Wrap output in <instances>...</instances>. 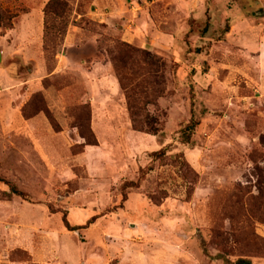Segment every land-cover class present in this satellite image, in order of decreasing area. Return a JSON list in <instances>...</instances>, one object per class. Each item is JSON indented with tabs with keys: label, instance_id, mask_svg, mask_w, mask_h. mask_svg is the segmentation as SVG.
I'll use <instances>...</instances> for the list:
<instances>
[{
	"label": "rangeland",
	"instance_id": "obj_1",
	"mask_svg": "<svg viewBox=\"0 0 264 264\" xmlns=\"http://www.w3.org/2000/svg\"><path fill=\"white\" fill-rule=\"evenodd\" d=\"M0 13V264H264V0Z\"/></svg>",
	"mask_w": 264,
	"mask_h": 264
},
{
	"label": "trees",
	"instance_id": "obj_2",
	"mask_svg": "<svg viewBox=\"0 0 264 264\" xmlns=\"http://www.w3.org/2000/svg\"><path fill=\"white\" fill-rule=\"evenodd\" d=\"M0 18H2L1 17V13H0ZM1 20V19H0ZM1 22V21H0ZM195 29H193V31H194ZM129 110H130V113H131V115H134L135 114V108H134V105H129ZM136 113H137V111H136ZM133 122H134V124H135V120L133 119ZM189 126H193V124H192V122L189 124ZM135 127L137 128L138 126L135 124ZM140 129L142 128L143 129V127H139ZM138 129V128H137ZM150 131H152L154 134H156V133H158V129H156V128H150L149 129ZM166 154V149L165 148H162V149H160L159 151H155V152H153L152 153V155L153 156H157V155H165ZM0 181H5V179H3V178H1L0 177ZM131 186H135V187H137L138 186V182H131ZM11 190H12V192L13 193H15V194H17V195H25L22 191H20L16 186H14V185H12L11 186ZM68 226V228L70 229V230H75L76 229V227H71L70 225H67Z\"/></svg>",
	"mask_w": 264,
	"mask_h": 264
}]
</instances>
